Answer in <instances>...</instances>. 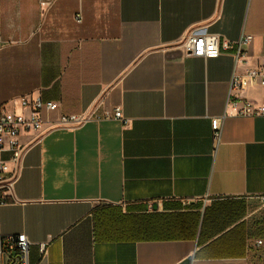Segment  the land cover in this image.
I'll use <instances>...</instances> for the list:
<instances>
[{"label":"crops","instance_id":"crops-1","mask_svg":"<svg viewBox=\"0 0 264 264\" xmlns=\"http://www.w3.org/2000/svg\"><path fill=\"white\" fill-rule=\"evenodd\" d=\"M196 30L252 36L246 67L232 51L188 56ZM0 39V109L21 112L22 96L58 106L20 136L17 164L0 153V251L23 234L28 264H264V244L246 248L264 242V117L227 105L234 69L264 66V0H0ZM241 96L264 105L258 84ZM115 108L125 123L93 120ZM161 214L165 239L141 240L142 217ZM192 214L188 238L168 228Z\"/></svg>","mask_w":264,"mask_h":264},{"label":"built area","instance_id":"built-area-1","mask_svg":"<svg viewBox=\"0 0 264 264\" xmlns=\"http://www.w3.org/2000/svg\"><path fill=\"white\" fill-rule=\"evenodd\" d=\"M81 14L76 15L75 21L80 23ZM252 36L242 35L236 42H230L218 35L208 34L203 30L191 32L181 43L188 56L201 59H216L219 56L232 51L230 56L234 61V68L246 67V53L243 52V46L252 42ZM4 42L0 39V46ZM258 84L264 88V66L245 68L242 73L236 70L231 74L229 81L228 107L235 109V115L243 118L264 117V105L257 104L252 100L242 97L251 86ZM21 112H13L0 109V153L9 155L8 162L17 164L25 153V147L20 142L22 134L36 133L42 126V111L52 112L57 109L55 102H43L39 98L22 96L20 99ZM222 118L211 120V130L213 140L218 144L221 136ZM88 118L80 116H62L58 123L67 128H74L83 125ZM96 121L116 120L125 123L120 108H115L112 113H104L102 116L94 117ZM8 168L5 162L0 160V206L7 204V198L4 195L6 189L10 188V178ZM259 202L264 203V196L256 197ZM264 242L256 240L248 242L246 248L260 247ZM30 242L26 236H9L2 242L0 251V264H28L27 255Z\"/></svg>","mask_w":264,"mask_h":264},{"label":"trees","instance_id":"trees-1","mask_svg":"<svg viewBox=\"0 0 264 264\" xmlns=\"http://www.w3.org/2000/svg\"><path fill=\"white\" fill-rule=\"evenodd\" d=\"M174 216H168V223L169 229L173 228V225L175 226H179L178 228H183L184 231L188 234V233H192L195 228L196 225L198 223V217L195 214L192 215H182L177 217L176 221L173 219ZM167 217L165 215H156L153 217H142L141 220V225L140 226V230H139V235H140V239L141 240H159L164 238L165 239V235H167V233L165 232V219ZM176 222V223H175ZM253 228H258L259 226L254 223L252 225ZM256 230V229H254ZM189 231V232H187ZM137 234V232H136ZM171 234V233H170ZM192 234H190L191 236ZM259 237L264 238V229L260 228V233L257 234ZM257 236V237H258ZM175 238H181V236H174ZM174 237H170V238H174ZM186 238L189 237V234L187 236H184ZM248 240H253V239H260V238H255V237H251V235H247L245 237ZM246 241V240H245Z\"/></svg>","mask_w":264,"mask_h":264},{"label":"rangeland","instance_id":"rangeland-1","mask_svg":"<svg viewBox=\"0 0 264 264\" xmlns=\"http://www.w3.org/2000/svg\"><path fill=\"white\" fill-rule=\"evenodd\" d=\"M260 204H264V203H261V202H260Z\"/></svg>","mask_w":264,"mask_h":264}]
</instances>
